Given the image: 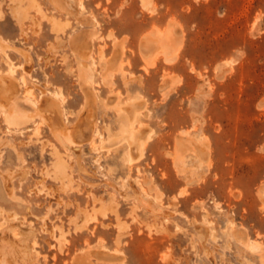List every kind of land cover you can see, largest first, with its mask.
<instances>
[{
  "label": "rangeland",
  "instance_id": "obj_1",
  "mask_svg": "<svg viewBox=\"0 0 264 264\" xmlns=\"http://www.w3.org/2000/svg\"><path fill=\"white\" fill-rule=\"evenodd\" d=\"M165 29L175 58L147 63ZM4 77L28 118L0 106V264H264V0H0ZM27 94L67 129L89 104L94 142L55 135ZM141 124L138 159L100 142Z\"/></svg>",
  "mask_w": 264,
  "mask_h": 264
},
{
  "label": "bare ground",
  "instance_id": "obj_2",
  "mask_svg": "<svg viewBox=\"0 0 264 264\" xmlns=\"http://www.w3.org/2000/svg\"><path fill=\"white\" fill-rule=\"evenodd\" d=\"M149 2H150V0H142V3L144 6L148 5ZM172 29H171L170 35L164 34L162 37H160V36H156L155 32L152 31L150 34L145 35L142 38L141 43H140V51H141L143 59L147 63L153 62L156 55L159 53H162L166 60L171 61L174 58L172 53L180 47V44L182 42H180V40L177 38L176 35H174V37H171L172 33H173ZM163 32H164V30H163ZM170 37L172 38L171 43H169V41H168V39ZM28 57H26L27 61H29ZM118 57H119L118 52L115 51L112 58L108 59L110 66L116 67L117 64H119V58ZM26 65H29V62ZM10 70L12 71V68ZM3 79H4V82H6V83L4 85L5 87L3 86L4 89H3L2 85L0 84V106L1 107L7 106V105L9 106L8 109L6 108L7 109L6 110V112H7L6 117L9 121V123L17 124V123L23 122L24 120H26L28 118V115H25L18 108V106L16 104L17 100H15L14 102L12 100V96L15 94L14 92L17 89V84H16L17 82L14 83V81L9 77H7V78L4 77ZM28 89H27V93L30 91ZM26 97H28V99L30 101H32V104L36 105V107H35L36 113L39 114L44 120H46L48 122L50 128L52 129V131L54 132L55 135L57 134L59 136L61 134L66 139H69L71 142H74V143L79 142L85 138H87V139L92 138L91 140H93V137H94L93 132L95 131V116H94L93 110H91V108L89 107V104H86L85 110L82 112V115H81L78 123L76 125H74L72 128L67 129L66 126H64V124L62 123V115H61L60 107H58V105L54 101V99L46 97V98H43L40 102H35L31 99V97L29 98L28 94ZM114 100H115V97H110L107 102L113 103ZM142 107H143L142 101H140V100L136 101L135 98H132V100H129L127 103H125L122 106V109L126 112L128 118L132 121L136 117L137 111L140 110ZM99 134H101V133L99 132ZM149 135H150L149 128L147 126H143L141 124L140 127L138 126V128L133 129V131H130L129 127H124L123 133L120 137H110L108 139V141H107V139H103L102 135H100V138H101L100 142L103 143L104 145H108V146L113 145V144H117V143H121V142H126L128 145L127 160L131 162V160L138 159L143 154V150H144V147H145V144L148 140ZM61 138H63V137H61ZM93 142H94V140H93ZM183 142L180 141L178 143L177 150L184 151V150H186L187 147L190 146V147H192L194 153L196 155H198V157H205L206 156V153H205L203 146H198V145H195L194 143L186 144ZM55 154L58 155V158L54 163V167L59 173V171L62 172L64 170V167L66 164H65L64 160L62 159L60 153L57 150H56ZM84 218L85 217L83 216V219ZM14 227H15L14 225H12L10 227L11 232H12V230L14 231V229H13ZM244 233L240 230L239 233L237 231L235 234L243 239V238H245ZM249 243H251V242H249ZM248 246H249V248H251L254 251L260 250V252H261L262 247L260 246V244H258L256 242L251 243ZM73 264H80V263L74 262Z\"/></svg>",
  "mask_w": 264,
  "mask_h": 264
},
{
  "label": "crops",
  "instance_id": "obj_3",
  "mask_svg": "<svg viewBox=\"0 0 264 264\" xmlns=\"http://www.w3.org/2000/svg\"><path fill=\"white\" fill-rule=\"evenodd\" d=\"M152 31H153V30H151L150 32L146 33L145 35L150 34ZM154 32H155V31H154ZM164 34L170 35V34H171V29H165L164 32L161 31L160 33L155 32V35H156V36H160V37H162ZM145 35H144V36H145ZM144 36H143V37H144ZM143 37H142V38H143ZM141 40H142V39H141ZM140 43H141V42H140ZM178 49H179V48H178ZM178 49L172 53L173 56H174V58H175V56H176V52L178 51ZM174 58H173V59H174ZM173 59H172V60H173Z\"/></svg>",
  "mask_w": 264,
  "mask_h": 264
}]
</instances>
